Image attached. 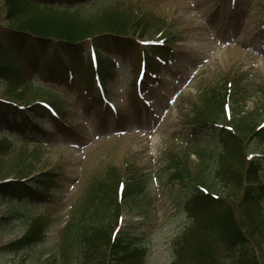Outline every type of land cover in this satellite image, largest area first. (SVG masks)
<instances>
[{
    "label": "rangeland",
    "instance_id": "obj_1",
    "mask_svg": "<svg viewBox=\"0 0 264 264\" xmlns=\"http://www.w3.org/2000/svg\"><path fill=\"white\" fill-rule=\"evenodd\" d=\"M119 2L126 3L119 10L131 4L155 8L164 24L161 26L171 32L172 63L158 73L152 81L155 85L139 94L134 86L139 63L135 67L128 59L116 58L118 70L104 81L101 105L97 98L81 92L78 83L55 84L34 76L31 85H21L23 99L43 101L51 96L44 87L52 85L59 92L56 103L63 107L71 125L58 131L51 121L41 118L40 131L28 137L0 134V182L17 178L24 165L30 172L57 166L60 173L50 204L31 200L17 210L14 203L0 199V220L12 214L0 223V264H105L111 240L107 233L100 234L101 241L92 252L76 242L67 246L65 253L59 239L86 184L105 174L109 166H126L124 170L117 168L123 172L122 180L136 172L143 184L137 194L119 200L117 223V229L134 239L142 251L141 264H179L173 241L192 222L185 202L190 194L189 180L171 176L175 170L167 168L170 159L182 162L186 175L189 172L192 180L205 182L214 194L226 197L233 191L232 180L214 177L220 146L213 127L195 125L193 111L200 95L210 96L211 91L227 88L230 95L217 122H229L247 113L253 126L261 123L264 0H91L79 11L88 17ZM156 37L150 33L144 40ZM100 90L93 83L92 91L98 97ZM18 91L0 82V98L11 93L16 99ZM252 125L243 128L246 132L241 145L246 160L259 158L263 162L260 174L264 180V141L252 138ZM202 149L204 155L198 156L196 152ZM234 167L238 169L237 164ZM246 187L253 190L251 185ZM235 193L241 192H234L229 198L232 202L236 201ZM260 209L264 218V199ZM107 216L103 227L111 233L116 216ZM39 219L46 224L43 238L22 248L11 245ZM259 248L264 255V237ZM216 253L225 256L218 255L222 260L227 257L219 247ZM186 264L193 262L188 259Z\"/></svg>",
    "mask_w": 264,
    "mask_h": 264
},
{
    "label": "trees",
    "instance_id": "obj_2",
    "mask_svg": "<svg viewBox=\"0 0 264 264\" xmlns=\"http://www.w3.org/2000/svg\"><path fill=\"white\" fill-rule=\"evenodd\" d=\"M90 1L0 0V82L9 90H19L16 99L11 93L0 98L2 136L9 138L10 133L28 136L39 132L41 118L51 121L58 131L70 128L63 107L55 100L59 92L52 85L44 87L51 91V96L44 101L23 99L25 91L20 89L21 85L26 82L31 85L34 76L55 84L78 83L81 92L97 98L101 105L102 99L92 92V85L95 80L102 83L112 76L118 69L116 58L128 59L135 67L138 63L143 66V75L136 83L139 94L155 85L152 81L158 73L172 63L171 32L161 26L164 24L155 8L131 4L119 10L126 4L120 1V5L109 10L102 8L98 14L86 17L79 8ZM150 33H155L157 40H144ZM229 95L227 88L221 92L211 91L210 96L200 95L199 105L193 111L195 125L213 127L220 146L214 177L232 180L234 188L229 196L214 194L205 182L192 180L178 159H170L167 165V168L174 167L172 177L182 180L184 176L190 183V194L185 202L192 222L173 241L175 262L179 264H186L188 259L193 264H264V255L259 248L264 237V218L260 209L264 199V180L260 174L263 162L259 158L246 160L241 145L245 127L253 124L252 117L245 113L229 120L232 123L217 122ZM251 129L252 138L264 141V118ZM196 153L203 156L204 150ZM117 168L109 166L105 174L86 184L62 227L59 240L63 252L76 242L92 252L98 240L101 241L100 234L107 233L111 240H108L109 255L105 264H141L142 251L134 239L117 229V223L119 200L137 194L143 184L132 170L131 177L122 180L123 172ZM118 169L124 170L126 166ZM24 171L30 172L24 165L17 178L0 182V199L14 203L17 210L24 209L26 201L31 200L50 204L59 187V167L29 174H23ZM247 180L253 190L246 187ZM237 190L241 193H235L236 201L232 202L229 198ZM108 213L116 216L111 217L115 221L111 233L109 228L103 227V222L109 219ZM11 215L2 217L7 222ZM44 221L34 220L25 234L11 245L22 248L38 242L44 236ZM218 247L227 256L223 260L220 257L225 256L216 253Z\"/></svg>",
    "mask_w": 264,
    "mask_h": 264
}]
</instances>
